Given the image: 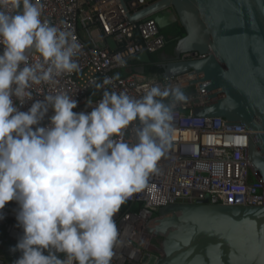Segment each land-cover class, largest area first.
<instances>
[{
  "label": "clouds",
  "instance_id": "1",
  "mask_svg": "<svg viewBox=\"0 0 264 264\" xmlns=\"http://www.w3.org/2000/svg\"><path fill=\"white\" fill-rule=\"evenodd\" d=\"M41 15L40 0H0V210L19 206L15 264H110L113 217L155 170L173 139L174 106L186 96L159 85L145 86L139 99L105 90L95 106L88 100L91 112L77 113V101L57 93L20 111L13 97L23 105L33 85L79 70L80 45ZM50 108L49 124L39 126ZM137 120L134 145L113 139Z\"/></svg>",
  "mask_w": 264,
  "mask_h": 264
},
{
  "label": "built area",
  "instance_id": "2",
  "mask_svg": "<svg viewBox=\"0 0 264 264\" xmlns=\"http://www.w3.org/2000/svg\"><path fill=\"white\" fill-rule=\"evenodd\" d=\"M123 1L132 12L155 0ZM40 4L41 20L69 32L80 45L79 53L73 57L79 70L56 77L54 83L33 85L32 99L23 105L13 97L20 111L27 112L32 103L43 101L47 94L67 93L77 101L74 112L88 113L92 111L88 100L95 106L105 90L125 92L139 99L145 86L192 89L185 101L174 106L173 139L156 162L155 170L148 175L144 187L127 198L113 217L118 237L110 264H146L144 256L163 254L162 235L145 227L148 220L159 216L160 205L204 200L230 205L264 204V181L248 160V130L242 124L224 123L234 121L222 116H192V107L202 102L196 85H188L195 75L184 72L163 78L157 72L134 71L132 56L144 51L151 54L168 43L153 18L129 20L120 0H40ZM28 54L30 59L38 56L31 51ZM204 55L192 50L182 52L180 58ZM118 70H125L126 74H115ZM105 77L113 78L112 82L97 89ZM170 102L171 97L165 101ZM53 114L50 108L39 126H47ZM138 127L139 121H133L113 139L134 145ZM18 207L16 201H9L0 210V264H15L21 255L12 251L23 235L16 220ZM57 255L64 258L63 253Z\"/></svg>",
  "mask_w": 264,
  "mask_h": 264
},
{
  "label": "water",
  "instance_id": "3",
  "mask_svg": "<svg viewBox=\"0 0 264 264\" xmlns=\"http://www.w3.org/2000/svg\"><path fill=\"white\" fill-rule=\"evenodd\" d=\"M120 2L129 20L151 17L160 30L176 23L184 29L170 51L163 49L166 45L151 51H161L162 77L195 75L188 85H196L202 102L192 107V116H222L234 121L224 123L242 124L248 130V160L264 181V0H155L132 12ZM192 50L205 55L180 58ZM130 60L137 62L134 71L145 73L152 57L144 51ZM158 215L145 227L162 235L163 254L144 256L146 264H192L195 256L183 241L190 231L202 230L211 232L206 238L213 247L219 246L208 264H246L250 255V264H264V204L167 203Z\"/></svg>",
  "mask_w": 264,
  "mask_h": 264
},
{
  "label": "snow or ice",
  "instance_id": "4",
  "mask_svg": "<svg viewBox=\"0 0 264 264\" xmlns=\"http://www.w3.org/2000/svg\"><path fill=\"white\" fill-rule=\"evenodd\" d=\"M228 24H225L224 27H228ZM226 38L222 40V42H225ZM238 143L240 141H237ZM211 233L209 230H202V232H197L196 234H193L192 231L189 232V234L184 238V244H190L189 248V255H194L195 259L193 260L192 264H208V257H212L214 260L218 256V248L219 246L216 245L215 247L212 246V241L207 240V235ZM254 233L253 229L251 227V240L254 247ZM207 249V256H203V253ZM262 253H264V245H261L260 247ZM197 253H200V255H197ZM253 255L248 256L246 264H250V260ZM215 264H219L218 261H215Z\"/></svg>",
  "mask_w": 264,
  "mask_h": 264
},
{
  "label": "trees",
  "instance_id": "5",
  "mask_svg": "<svg viewBox=\"0 0 264 264\" xmlns=\"http://www.w3.org/2000/svg\"><path fill=\"white\" fill-rule=\"evenodd\" d=\"M184 33H185L184 29L179 24L177 26H176V24L173 25L170 33H163L165 35L166 39L168 40V43L166 44L165 48H163V49L170 51L172 46H173L175 39L178 36H182ZM160 52L161 51L151 53L152 61H151V63L146 65L145 73H152V72L162 73V67L157 65V61H158Z\"/></svg>",
  "mask_w": 264,
  "mask_h": 264
},
{
  "label": "rangeland",
  "instance_id": "6",
  "mask_svg": "<svg viewBox=\"0 0 264 264\" xmlns=\"http://www.w3.org/2000/svg\"><path fill=\"white\" fill-rule=\"evenodd\" d=\"M177 25H178V23H176V26H177ZM171 30H172V26H168V27H166V28L161 29L160 31H161V33H170ZM123 74H126V72L124 71ZM181 91H182V92L184 93V95L186 96V95H188V94L192 91V89H191V88H184V89H182ZM90 97H93L92 93H91Z\"/></svg>",
  "mask_w": 264,
  "mask_h": 264
},
{
  "label": "crops",
  "instance_id": "7",
  "mask_svg": "<svg viewBox=\"0 0 264 264\" xmlns=\"http://www.w3.org/2000/svg\"><path fill=\"white\" fill-rule=\"evenodd\" d=\"M109 42H111V41L109 40ZM111 43H112V42H111ZM136 64H137V62H135V61H131V65H132L133 67H134ZM124 71H125V70H118V71L115 72V74H117V75H122ZM125 72H126V71H125Z\"/></svg>",
  "mask_w": 264,
  "mask_h": 264
}]
</instances>
